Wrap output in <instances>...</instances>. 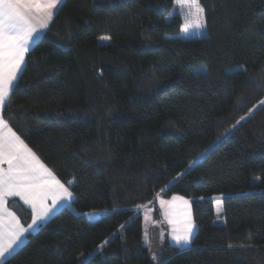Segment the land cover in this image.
<instances>
[{
	"label": "trees",
	"instance_id": "trees-1",
	"mask_svg": "<svg viewBox=\"0 0 264 264\" xmlns=\"http://www.w3.org/2000/svg\"><path fill=\"white\" fill-rule=\"evenodd\" d=\"M175 5L64 0L29 50L3 116L74 196L5 264H158L141 208L174 194L197 231L161 264H264V0H200L191 35Z\"/></svg>",
	"mask_w": 264,
	"mask_h": 264
},
{
	"label": "snow or ice",
	"instance_id": "snow-or-ice-1",
	"mask_svg": "<svg viewBox=\"0 0 264 264\" xmlns=\"http://www.w3.org/2000/svg\"><path fill=\"white\" fill-rule=\"evenodd\" d=\"M61 0H0V106L7 103L18 73L24 69L25 54L34 40L39 39L40 30L47 29L53 18V10ZM176 5L187 6L189 27L196 30L204 27L200 0H175ZM189 28H185L187 32ZM243 119V118H242ZM0 264L12 257L16 247L22 242L24 234L39 226L60 203L71 200L73 192L53 175L23 139L0 117ZM69 185L73 182L69 181ZM21 197L30 204L35 213L32 223L25 229L16 221L13 213L6 210V198ZM51 198L52 206L45 202ZM182 197H173L172 201L160 200L161 206L170 205ZM187 205L188 201H184ZM15 221L14 226H5L3 216ZM171 222V221H170ZM173 239L179 245H189L192 240V224L189 222L183 230H174ZM90 256L92 254H89ZM82 264H91L84 258Z\"/></svg>",
	"mask_w": 264,
	"mask_h": 264
},
{
	"label": "rangeland",
	"instance_id": "rangeland-1",
	"mask_svg": "<svg viewBox=\"0 0 264 264\" xmlns=\"http://www.w3.org/2000/svg\"><path fill=\"white\" fill-rule=\"evenodd\" d=\"M173 9L178 15H180V17L182 19V22H183V26H182V29H181V34L182 35L200 34V33L203 32V28L199 29V30H196L195 28H190L189 27V21L191 19H194V17L189 15L190 10H189V8L187 6L175 5ZM185 28H189V30L187 32H185L184 31ZM44 33H42L39 37L41 38ZM36 40H39V39H36ZM109 41H110V38H109L108 35H102V36H100L98 38V42L99 43H108ZM10 94H11V91H10ZM10 94H9V98H10ZM24 142L27 144V142L25 140H24ZM28 147L30 149H32L29 145H28ZM32 151L36 154V156L40 159V161L47 168H49L52 171L53 175H55L57 179H59L62 183L65 184L66 187H69L70 191H72V189L70 187L72 184L69 185L68 182H65V181L61 180L57 176V174L54 172V170L51 167H49L39 157V155L33 149H32ZM252 180H253V182H258L259 181V176H254ZM70 181L73 182V179H71ZM73 196H74V194H73ZM173 196L182 197L183 200L177 199L172 204L163 206V209H162V212H161V218H160L161 223H165V228H166V230H167V232L169 234L168 242H169V244L171 243V240L173 239V235H174V230H183L187 226V224L190 222L192 224V240H191V243H192V241L194 239V236L196 234V231H197V224H196V221H195V218H194V211H193L192 201L188 197H186L184 195H181V194H174ZM172 198H167L166 201H172ZM72 199H73V197H72ZM72 199L71 200H66V201L60 203L59 206H57L47 216V218L44 221L38 222L39 223L38 227L34 226V230H29L28 232H26L24 234V237L22 238V242L19 244L18 247H16V250L18 248H20L25 243V241L27 239V236L30 233L36 232L41 225L46 224L49 220H51L59 212V210H61L64 206L69 205L70 202L72 201ZM185 200L188 201L187 205L184 204ZM45 204H46V206L51 207L52 206L51 198H49L45 202ZM213 204H214V212H215L214 223H221L224 220V217H223L224 199H223V197H221V196L215 197L214 200H213ZM5 207H6V210L8 212H11V213L14 214V216L16 217V221H18L19 224L21 226H23L25 229H27L28 225L32 223V219H33L35 213L33 212L31 205L25 203V201L21 197H19V196L10 197L9 200H8V203H7V205ZM87 216L91 220H97V219L103 217L104 215H102L100 212H91V213H88ZM149 219H151V218H146V222H147L146 228H147V230L151 226V223L149 222ZM2 220H3V224L5 226H14L15 225V221H12L6 215L3 216ZM154 225H155V227H158V225H160L159 221L156 220L154 222ZM164 231H165V229H164ZM147 237H149L148 234H147ZM149 238H151L152 244H153L152 245V254L157 255V252H158V249H159V246H160V243H161V239L163 238V234L158 235L157 233H154Z\"/></svg>",
	"mask_w": 264,
	"mask_h": 264
},
{
	"label": "crops",
	"instance_id": "crops-1",
	"mask_svg": "<svg viewBox=\"0 0 264 264\" xmlns=\"http://www.w3.org/2000/svg\"><path fill=\"white\" fill-rule=\"evenodd\" d=\"M64 2V0H61V3H59L57 5V8L53 10V18L51 19V21L49 22V26L50 24L52 23L54 17H55V14L57 12V10L59 9V7L61 6V4ZM48 29V28H47ZM47 29H44V30H40L39 32V36L44 33ZM37 40H34V42L31 43L30 45V48L29 50L31 49V47L33 46V44L36 42ZM29 52V51H28ZM28 52L25 54V64L22 65V68L24 69L25 65H26V61H27V54ZM22 72L18 73V77H20ZM19 79V78H18ZM17 83V81L14 82V86L15 84ZM13 89V88H12ZM12 91V90H11ZM9 100V98H8ZM8 100H7V103H8ZM6 103V104H7ZM6 104L4 106H0V117H2L6 122H8L4 116H3V110H4V107L6 106ZM9 124V123H8ZM10 126V125H9ZM11 127V126H10ZM12 128V127H11ZM13 129V128H12ZM13 131H15L13 129ZM16 132V131H15ZM17 133V132H16ZM17 135H19L17 133ZM22 139V138H21ZM7 165L6 164H2L0 165V168H6ZM172 197H175L173 195H171ZM171 196L169 197H163V196H158L155 200V202L153 203H149L147 205H145L144 207L141 208V213H142V217H143V239H144V243L151 247V251H152V240L151 238H149L151 235H153L154 233H157L158 235H161L163 234V238L161 239V243H160V246H159V249H158V252H157V255L155 254H152V257L156 260V262L158 264H161V261H162V258H163V253H164V249L167 245H172V246H176L180 249H185V248H188L191 244L189 245H179L175 242L174 239L171 240V243L169 244L168 242V238H169V234L165 228V223H161L160 221V218H161V212H162V209L163 207L161 206L160 204V200H167V198H172ZM10 197H7L6 198V205L8 203V200H9ZM5 205V206H6ZM168 207V206H167ZM155 214V215H154ZM146 218H151L149 219V222L151 223V226L148 228H146ZM153 218V219H152ZM158 220L160 225H158V227H155L154 225V222ZM152 221V222H151ZM154 227V228H153ZM165 229V231H164ZM154 231V232H153ZM147 234L149 235V237H147ZM159 237V236H158ZM146 239V240H145ZM174 243V244H173Z\"/></svg>",
	"mask_w": 264,
	"mask_h": 264
}]
</instances>
